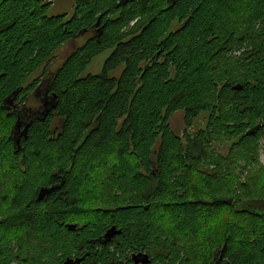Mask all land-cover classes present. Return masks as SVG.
<instances>
[{"label":"trees","instance_id":"1","mask_svg":"<svg viewBox=\"0 0 264 264\" xmlns=\"http://www.w3.org/2000/svg\"><path fill=\"white\" fill-rule=\"evenodd\" d=\"M118 1L74 0L66 17L48 16L46 0H0V264H213L224 246L225 264H264V172H251L264 141V0ZM41 87L56 107L16 147L17 114ZM41 187L54 191L38 201ZM111 227L120 233L103 244Z\"/></svg>","mask_w":264,"mask_h":264},{"label":"rangeland","instance_id":"2","mask_svg":"<svg viewBox=\"0 0 264 264\" xmlns=\"http://www.w3.org/2000/svg\"><path fill=\"white\" fill-rule=\"evenodd\" d=\"M50 4V8L48 9V16H57V15H66V17H70L72 15V11L74 9V0H46ZM90 36V34L80 36V38L66 44L62 47L59 52H57L55 58L52 61V65H50L51 72H54L62 63L63 61L78 47H80L85 40ZM109 56V52H104L103 54L97 56L91 64L88 66L84 74H92L95 75L99 73L102 69L103 63L105 59ZM40 72L34 74L30 77L29 81L32 79H36L40 76ZM40 103L32 102L25 105L27 109H31L33 111L38 109ZM208 115L206 113L200 114L192 123L190 128L191 132L198 131L205 129L207 124ZM4 126V122H2ZM169 126L172 132L177 135L181 136L183 132L186 130L184 123H183V113L182 112H175L171 115L169 119ZM213 149L222 156H227L229 151L230 144L223 141H218L216 143H212ZM256 162L257 165L255 166V170H251V172H255L258 170V174L264 172V141H260L259 149L256 153ZM239 165H243L242 162H239ZM260 167V168H259ZM244 177V176H243ZM241 178V182H244V178ZM90 187H92L90 185ZM89 186L85 188L84 199L88 202L90 201V194L91 191L89 190ZM88 192H87V191ZM3 206L0 205V211H2ZM14 264V263H13Z\"/></svg>","mask_w":264,"mask_h":264},{"label":"water","instance_id":"3","mask_svg":"<svg viewBox=\"0 0 264 264\" xmlns=\"http://www.w3.org/2000/svg\"><path fill=\"white\" fill-rule=\"evenodd\" d=\"M135 0H119L116 3V7H123L125 5H127L129 2H133ZM171 1V3H173L175 0H169ZM168 1V2H169ZM35 98V102L40 103L38 106V109L33 111L31 109H25L23 111H20L17 114V119L15 121L14 127H13V135L14 137H16V135H18V138L20 139V137H26V133L28 128L30 127L32 121L34 119L37 118H43L46 116V114L48 112H50L51 110H53L56 107V96L55 95H51L49 96L47 93V90L44 88H38L35 92L34 95ZM6 104L8 105L7 108L10 106L11 101L8 98L6 101ZM23 125V129L21 130V126ZM19 131V133H17V131ZM20 136V137H19ZM14 139V144L16 145V147L19 146V140ZM52 191H54V188H50V189H41L39 191L37 200H42L44 197H46L49 193H51ZM70 230L75 229V225H72L70 227H68ZM120 232L117 231L115 229V227H111L104 235L102 243L105 244L106 242H108L111 238H113L114 236L118 235ZM225 250V246L223 247V249L219 252V257L217 258L216 261H214L213 264H225L223 262V253ZM81 260H77L76 262L73 263L72 260H66L64 262V264H79ZM132 261L134 264H149V259L147 255L144 254H138V255H134L132 257Z\"/></svg>","mask_w":264,"mask_h":264},{"label":"flooded vegetation","instance_id":"4","mask_svg":"<svg viewBox=\"0 0 264 264\" xmlns=\"http://www.w3.org/2000/svg\"><path fill=\"white\" fill-rule=\"evenodd\" d=\"M168 1H169V0H167V2H168ZM17 106H19V105H17ZM22 107H23V108H22ZM22 107H21V111L27 109V108L24 107L23 105H22ZM17 108L19 109L20 106L17 107ZM23 125H24V124H22V126H21V128H20L21 130L23 129ZM19 131H20V130H18L17 133H19ZM19 137H20V136H19ZM17 138H18V135H16V137H14L13 140H14V139H17ZM18 140H20V139L18 138ZM57 184H58L57 181H55V183H53L52 185H57ZM52 185H50V186H52ZM50 186H49V187H50ZM49 187H41V188H39V189H40V190H41V189H44V188H46V189H50ZM40 190H39V191H40ZM38 194H39V193H38ZM46 197H47V196H46ZM46 197H44V198H46ZM44 198H43V199H44ZM65 225H66L65 227L68 229V226L73 225V224H65ZM79 259H80V257H77V256H75V255L66 256V257H64V259L61 261V264H64V262H65L66 260H72L73 263H74V262H76V261L79 260ZM73 263H72V264H73ZM79 264H81V262H79Z\"/></svg>","mask_w":264,"mask_h":264}]
</instances>
